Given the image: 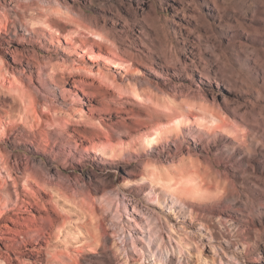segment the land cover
<instances>
[{"label":"clouds","instance_id":"9594fccd","mask_svg":"<svg viewBox=\"0 0 264 264\" xmlns=\"http://www.w3.org/2000/svg\"><path fill=\"white\" fill-rule=\"evenodd\" d=\"M5 2L19 28L0 27V264H112L107 242L86 227L57 233L63 207L93 194L99 204L105 191L139 195L138 185L155 183L154 165L193 164L207 177L198 189L156 185L179 205L183 252L171 264H264V0ZM147 16L161 21L166 44ZM76 62L70 72L54 68ZM89 63L119 77L123 92ZM24 86L43 119L20 105ZM155 126L164 134L144 143ZM54 189L71 201L49 198ZM124 200L153 214L140 199Z\"/></svg>","mask_w":264,"mask_h":264},{"label":"bare ground","instance_id":"6f19581e","mask_svg":"<svg viewBox=\"0 0 264 264\" xmlns=\"http://www.w3.org/2000/svg\"><path fill=\"white\" fill-rule=\"evenodd\" d=\"M39 21L40 23L43 22L41 19H39ZM25 89L26 86L17 89L16 92L18 95L15 92L16 95L18 98L21 97L20 101L21 99L24 100L23 102L26 103L24 105L26 106L25 108H32L35 115L40 116L37 110L38 108L34 106L35 100L33 94L25 91ZM27 110L29 111V108ZM32 110L30 109V111ZM164 132L165 131L162 128H156L151 134L146 136L144 135L143 141L144 143H149L153 137L158 139L162 134H164ZM177 171L178 170L175 172H162L160 171V168H154L153 181L155 183L148 186L138 185L137 192L139 195H135V198H129L136 199V197H139L141 203L146 204L148 208L152 210V215L148 212L142 211L133 212L130 210L129 204L125 200L122 202V207L117 205L115 212L119 218L117 229L119 228L118 230H120V233H118L120 235L119 238H121L122 241V246H120L122 247L121 249L123 250V253H125V257L123 259L124 263L122 264H131L132 262H141L142 264H171L173 257L177 259L183 252V249L179 247V243L176 239V230L179 229L180 225L173 216V212H177L179 205L175 204L171 199L165 202V192L163 188L156 186H167L170 183L175 182L178 185L186 187L192 178L188 177L189 175H186L187 173ZM103 200L101 199V201ZM169 209L172 211H169ZM122 210L127 212L128 215H124ZM129 216H131V220L129 219ZM132 220H134L135 224L139 225V227L133 225ZM91 222L93 223V221ZM98 224L99 223H94L93 226H91L90 230H94V232L89 231L95 238H102L106 233L103 235V227L101 228L99 226L100 224ZM184 226L195 230L194 226L189 224L187 221L184 222ZM122 235L124 236L122 237ZM174 249L176 250L175 256L172 254ZM208 251H210V249L206 247L204 249V255H207L206 252ZM69 252L72 253V251ZM169 255L170 260L168 259ZM221 259L226 260V257L222 256Z\"/></svg>","mask_w":264,"mask_h":264},{"label":"rangeland","instance_id":"374dc122","mask_svg":"<svg viewBox=\"0 0 264 264\" xmlns=\"http://www.w3.org/2000/svg\"><path fill=\"white\" fill-rule=\"evenodd\" d=\"M28 2L31 3V0H28ZM43 3L50 4L51 0H43ZM0 5H2V7H0V27H5V26L11 27L15 23L16 26L19 28V22L13 21L12 16L9 14L8 11L5 10V9L9 8L10 5L8 3H6L5 0H0ZM28 11H32V9H28ZM55 11L57 12V14L64 15V17L66 19H70V17H68L67 13L63 12L62 9L56 8ZM169 11L171 12V10H169ZM39 19H40V17L37 16L31 22L34 25H40L41 23H40ZM145 22H146V26L148 27L149 31L153 35L159 34L162 37V41H161L162 44H166V40L163 39V37L165 36V32H164V27L161 24V21L155 17L147 16L145 18ZM73 39L77 43H79L78 37H73ZM91 39H94V37H89V40H91ZM41 54L43 55V53H41ZM78 66H79V62H76V64L72 65V66H69L67 63L54 64V68L58 69L60 72H65V71L70 72L73 70L74 67H78ZM86 67H87L88 71L96 73L98 80L101 81L104 85H106L109 89H114L117 94H121L123 92L122 85L120 83H118L119 77H117L116 79H112L103 70L102 67L101 68H93L91 63L86 65ZM130 87H132V86L130 85ZM17 95H18V93H17ZM20 98L21 97L18 98L19 103L23 108H25L26 106H24V105L26 103L23 102L24 100H22V99L20 101ZM150 99L152 100V103L160 111L165 112L164 110L167 109V111L165 113H167L169 115V117L172 116V109H171L170 105L161 101L158 97H150ZM34 100H35V97H34ZM34 106L36 107V101H35ZM28 108H29V111L27 110L26 112L30 113L32 115L33 119H36L38 117L40 119H43V117L35 115L32 108L27 107L25 109H28ZM30 109L32 111H30ZM37 110L39 113V109H37ZM39 115H40V113H39ZM179 119H180L179 117H175V119H170L169 122L170 123H176L175 121H177V120L179 121ZM156 128H162L165 131V129L162 126H155L151 130L145 129L143 132V137H144V135L145 136L148 135L150 131L152 133L154 131V129H156ZM0 159L7 160V156L5 155L4 157H2ZM0 167H3V163H0ZM153 167L157 168L158 166L154 165ZM177 170H178L177 172L187 173L186 175H189L188 177L192 178V179H190L189 183L186 185V188L198 189L199 185L201 183H203L205 179H207V177L201 171H199L197 164H193V166L191 168L180 167ZM0 182H2V179H0ZM9 185H11V181H9ZM46 195L49 198H52L54 200H59L60 197H63L64 199L71 201V197H69L67 193H65L63 191L56 190V189H54L51 193H47ZM125 196H128L129 198H135V195L130 194L128 191H126L124 189H121L119 192H112V191L102 192L100 194L99 204H97L95 202L96 201V194H93L92 197H86V198L80 200L78 203H76L75 209H73L71 206H65V207H63L61 215L53 221L55 230L57 231L58 234L61 231H63L66 237H71L74 235L77 228H80L81 230H85V227H86L88 230H90V228H91V226H93L94 220H95L96 224L99 223L100 225L99 224L98 225L101 228L103 227V229H102V230H104V233L102 232L103 235L106 233L105 234L106 236L104 235L105 238L102 237V239H103V241L107 240L106 242L110 247L111 254H112V264H122V263H124L123 259L125 257V255H124L125 253H123V250L121 249L122 248L121 247L122 241H121V238H119L120 235L118 234V233H120L119 232L120 230H118L119 228L117 229L119 218L117 217V213H115V212H116L117 205H119V207H122V202L124 201ZM106 198H107V200H106ZM101 199L102 200L104 199V200L101 201ZM136 199H140V198L136 197ZM2 201H3V194L0 193V202H2ZM108 202H109V204H108ZM110 203H112V204H110ZM129 208H130V210H132L133 206H131V204H129ZM122 211H123L124 215H126L125 211L124 210H122ZM167 212H169V211H167ZM102 213H105V215H102ZM96 215H97V217H96ZM91 221H93V223ZM113 223H115V224H113ZM92 229H93V227H92ZM90 231L94 232V230H90ZM123 236L124 235H122V237ZM117 248H118V252H117ZM69 251H73V250L71 248H69L68 252ZM208 252H206V254H208ZM54 253H55V249H53V254ZM169 257H170V255L168 256V259L170 260ZM175 259L176 258L173 257V261ZM131 264H142V263L141 262H136V263L132 262ZM152 264H157V263H152Z\"/></svg>","mask_w":264,"mask_h":264},{"label":"snow or ice","instance_id":"6c2138e0","mask_svg":"<svg viewBox=\"0 0 264 264\" xmlns=\"http://www.w3.org/2000/svg\"><path fill=\"white\" fill-rule=\"evenodd\" d=\"M97 38H98V39H102V37H97ZM132 95L136 96L137 99H140V97H139L135 92H133ZM25 111H27V109H25ZM164 111L166 112L167 109H165ZM175 122H176L177 124L179 123L178 120L175 121ZM155 142H156V138L153 137L152 140H151V142H149L148 144H152V143H155ZM94 223H95V221H94ZM96 240H97V243H100V242L103 241L102 238H96ZM109 243H110V242H109Z\"/></svg>","mask_w":264,"mask_h":264}]
</instances>
